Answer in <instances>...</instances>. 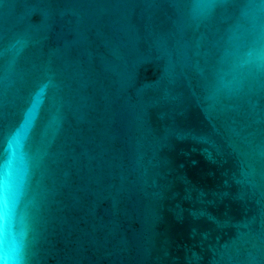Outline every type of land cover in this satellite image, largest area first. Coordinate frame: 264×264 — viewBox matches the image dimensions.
<instances>
[{
    "label": "water",
    "instance_id": "95a60500",
    "mask_svg": "<svg viewBox=\"0 0 264 264\" xmlns=\"http://www.w3.org/2000/svg\"><path fill=\"white\" fill-rule=\"evenodd\" d=\"M21 264H264V0H0V185Z\"/></svg>",
    "mask_w": 264,
    "mask_h": 264
},
{
    "label": "clouds",
    "instance_id": "9594fccd",
    "mask_svg": "<svg viewBox=\"0 0 264 264\" xmlns=\"http://www.w3.org/2000/svg\"><path fill=\"white\" fill-rule=\"evenodd\" d=\"M0 202L3 204V211L2 214H0V219L3 221L4 236L6 238L11 215V201L9 199V189L6 183L3 186L2 192H0ZM0 256H2V258H0V264H21L19 251L12 250L6 240L5 243L0 244Z\"/></svg>",
    "mask_w": 264,
    "mask_h": 264
},
{
    "label": "snow or ice",
    "instance_id": "6c2138e0",
    "mask_svg": "<svg viewBox=\"0 0 264 264\" xmlns=\"http://www.w3.org/2000/svg\"><path fill=\"white\" fill-rule=\"evenodd\" d=\"M3 190V185H0V192H2ZM2 211H3V204L2 202H0V214H2ZM0 258H2V256H0Z\"/></svg>",
    "mask_w": 264,
    "mask_h": 264
}]
</instances>
